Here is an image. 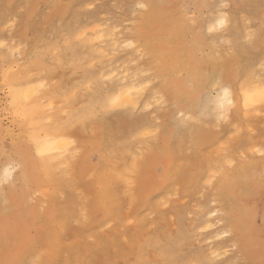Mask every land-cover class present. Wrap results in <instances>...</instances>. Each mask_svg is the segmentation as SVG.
<instances>
[{"label": "rangeland", "instance_id": "rangeland-1", "mask_svg": "<svg viewBox=\"0 0 264 264\" xmlns=\"http://www.w3.org/2000/svg\"><path fill=\"white\" fill-rule=\"evenodd\" d=\"M143 1L67 0L68 8L59 15L57 0H0V43L4 44L0 54L5 55L3 67L10 70L12 61H17L28 68L29 78H41L44 81L40 82L46 84V88L59 90V93H55L58 96L53 97L56 101L52 99L53 103L50 104L67 98L64 102L68 101L78 108L82 102L88 103L95 90L104 91L121 76L126 77L125 83H129L132 76L151 81L136 107L102 110L96 114L93 122L69 124L65 133L75 142L71 149L72 157L81 155L94 140L103 142L104 146L112 141L115 145L109 149L112 160H118V165L123 168L129 167L132 159L143 162L150 150L172 151L170 165L159 171L168 179L167 186L163 192L154 195L140 217L131 214L118 224H101L94 231L74 240L68 232H76L79 208L83 207L93 190L82 182L74 183V177L82 173H74L73 170L72 175H66L63 168L55 169L56 182L48 197L58 209L64 211L62 223L65 222V231L56 232L55 228L46 230L45 256L52 264H160L162 259L168 261L166 264H190L195 257H200L202 264H264V238L263 243L258 245L253 235L244 232L233 245L232 240H228L231 236L224 237L219 242L224 246L221 256L210 254V245L215 239H208L213 231L219 232L222 223L226 222L225 218H231L227 224H232L235 229V226L253 218L257 211H264V104L256 112L233 116L228 123L213 116H206L199 122L184 120L176 103L171 101L169 91L159 89L169 84L151 75V61L142 56L141 47L138 52L125 47L130 38L132 20L146 11L145 7H137ZM209 2L215 4L213 9L233 18L229 26L218 32L227 29L229 39L237 40L236 52L222 44L217 48L226 58L230 55L236 57L231 72L238 81H242L250 69L257 71L258 65H264V0ZM204 12H207L208 18V11ZM93 23L100 24L104 31L112 32L111 40L105 41L108 43L105 52L98 46L96 36L89 31ZM81 29L87 33L84 38L77 39L75 32ZM163 30V26L153 22L148 34L164 36L166 40L163 41L170 49V39ZM211 34L203 35L199 44L204 60H208L206 55L209 59L216 55L214 48L208 46L207 39L212 41ZM68 40L73 41L72 54L66 49ZM117 41L120 46L112 51L110 48ZM31 51L36 57L39 56H32L36 63L28 59ZM109 65L116 68V76L97 79L98 71L101 68L105 70ZM140 70L142 73L137 76ZM166 77L167 74L163 76ZM89 78L97 79L96 88L87 85ZM152 87L156 89L151 91ZM72 92L73 96L70 95ZM68 95L72 96V101H69L71 98ZM64 102L59 104L65 106L68 103ZM3 103L0 96V104ZM148 104L152 107L148 108ZM47 113L51 118L55 117L52 118L54 124L67 123L66 115L50 110ZM206 125L218 136L194 146L190 141V132ZM143 127L152 134L139 136ZM123 149H128L130 153H123ZM86 158L92 170L105 166L94 154ZM251 161L257 163L258 167L248 178H239L236 175L238 168ZM216 168L232 174V190L225 196L218 195L215 190L222 174L209 178L211 170ZM85 177L83 181L92 182L89 175ZM6 185L7 182L1 180L0 189ZM0 205L3 207L5 203L1 202ZM215 211L217 214L213 216L212 212ZM207 212L211 219L219 217L222 223H215L214 220L210 230L201 231L198 225L207 217L203 216ZM30 235H35L34 229ZM154 238L155 242H152ZM225 250H228L227 255ZM38 255L39 251L32 250L19 260V264H27Z\"/></svg>", "mask_w": 264, "mask_h": 264}, {"label": "bare ground", "instance_id": "bare-ground-1", "mask_svg": "<svg viewBox=\"0 0 264 264\" xmlns=\"http://www.w3.org/2000/svg\"><path fill=\"white\" fill-rule=\"evenodd\" d=\"M210 0H144L146 11L142 16L132 20L130 27V38L135 43L134 51L138 52L141 47L142 56L151 61L152 76L163 83L169 84L167 87H161L160 90L169 91L171 101H174L178 110L183 113L184 120L201 121L206 116H213L219 121L230 122L233 116H245L249 112H256L261 105L248 104L246 106V98L249 93L257 92L264 89V65L257 66L259 70L250 69L247 77L242 81H238L232 74V68L235 65L236 57L233 55L224 57L219 53L217 46L225 45L228 50L236 52L237 40L229 39L227 29L223 32L216 31V34L208 32V27L216 23L223 16L226 19L224 27L233 20L229 14L213 9L215 4ZM214 1V0H213ZM223 2V1H222ZM234 2V0H229ZM67 0H57L56 6L58 14L61 15L64 9H67ZM69 4V3H68ZM141 4V3H140ZM34 8V7H33ZM54 9V8H53ZM40 10V9H39ZM208 11V18L206 16ZM212 14V16H210ZM31 18V17H30ZM196 23L193 24L192 20ZM157 22L164 27L165 34L168 35L171 47L167 49L164 43L165 37L152 36L148 34V28L151 23ZM229 26V25H228ZM223 27V28H224ZM76 31V30H75ZM96 36L98 46L102 51L108 46L105 41L111 40L112 32L102 30L100 24L93 23L89 30ZM76 36L84 38L87 33L85 30L75 32ZM75 33H73L75 35ZM72 34V36H73ZM211 34L212 41H208V46L214 48L216 55L208 60L203 59L200 42L203 35ZM255 36V35H254ZM27 37V36H26ZM166 40V39H165ZM168 40V39H167ZM256 40H254L255 42ZM73 41L66 43V49L72 54ZM120 44L117 41L110 48L115 51ZM141 52V51H140ZM5 55L0 54V96L4 101L0 104V182L5 181L7 185L0 189V203L4 202L5 206L0 205V264H19V260L27 256L32 250L39 251L40 255L29 261L27 264H52L45 256L44 239L46 230L55 228L56 232L65 231V222L62 223L64 211L58 209L57 206L48 197V193L56 182L55 169L63 168L66 175H72V171H78L83 174L74 177V183H83L85 186L92 188V194L85 201L83 207L79 209V219L76 226V232L69 231L72 240L82 237L85 233H90L98 228L101 224L111 222H121L128 216L133 214L140 217L152 201L156 193L163 192L166 188L167 178L159 171L170 165L172 151L150 150L146 154L143 162H137L132 159L129 167L123 168L118 165V160H112L109 149L114 148L112 141L104 146L103 142L94 140L88 144L83 153L77 157H72V145L68 146L63 143L64 139L71 138L65 133L66 127L71 123H90L93 122L98 112L102 111L100 107L103 100L108 96L119 95L122 91L127 92L133 86L138 87L140 77L135 79L130 77L129 83H125L126 77L121 76L112 86H108L104 91L95 90V95L87 104L81 103L80 107H74L68 102L65 106H61L62 102L54 103L50 111L55 114H64L67 116L65 125L54 124L50 116L51 126L45 121L36 125L31 124V120L24 122L17 115V108L9 103L10 89H15L19 85L30 86L31 82L40 84L42 79L34 77L29 78L28 68L19 65L17 61H12L10 70L3 67ZM36 54L31 51L28 59L32 63H36ZM39 58V56H37ZM36 57V58H37ZM38 62V61H37ZM111 63L112 59L110 60ZM17 63V64H15ZM115 67L109 65L105 70L102 68L98 71V78L108 77L114 78ZM141 70L136 74L141 75ZM167 74L166 78L163 76ZM39 77V76H38ZM96 80L88 79L87 85L96 88ZM44 81V80H42ZM228 88V100L231 104H225L223 110V119H221V110L218 108L219 98L223 96L221 89L216 87V83ZM44 84V83H43ZM127 86V87H125ZM47 85L44 84V88ZM43 88V89H44ZM46 88L41 91L39 97L40 103L50 104L59 90ZM156 87L150 90L154 91ZM146 90L141 93L132 92L131 99L129 96H121L117 106L112 108H131L136 107L143 97ZM56 93V94H55ZM74 95V92H72ZM159 93V92H158ZM61 94V92H60ZM69 101H72V96ZM58 96V95H56ZM59 99V98H58ZM52 102V103H53ZM64 102V103H65ZM54 104H51L52 106ZM58 104V105H57ZM2 115H6L5 118ZM46 115L44 112H38L39 116ZM6 119V120H5ZM53 125V126H52ZM16 130V131H15ZM147 128L140 130V135L145 133ZM33 134L41 137L50 138L52 151L45 156L36 155L35 147L30 142V136ZM144 135V134H143ZM142 135V136H143ZM218 134L210 129L208 125L205 128H199L190 132V141L194 146L204 144ZM112 142V143H111ZM75 143V142H74ZM69 148L67 153L60 151ZM130 153L128 149H123V153ZM89 154H94L98 159L105 163L102 168L90 169V162L86 158ZM73 159V163L71 161ZM70 163V167H63L64 163ZM257 163L249 162L241 165L236 175L239 178H248L253 169L257 168ZM13 169L17 170L14 174ZM10 176L5 177V171ZM222 171V172H221ZM221 175L220 181L215 185L218 195L225 196L228 191L232 190L231 173H224L223 169L216 168L211 170L209 178L215 175ZM90 176L92 182L83 181V177ZM12 178L11 180H9ZM57 178V177H56ZM211 181V180H210ZM216 212V211H215ZM205 219L201 220L198 225L200 229L210 230L215 223H222L219 217L210 218V213H205ZM222 223L219 232L213 231L208 239L214 238L215 241L210 245V254L214 256L223 255V248L216 236L227 230L231 236L228 240H232L233 245L236 239L240 238L244 232L253 235L255 242L259 245L263 243L264 238V211L259 210L255 216L233 229L232 224ZM211 225V227H209ZM34 229L35 235L31 236L30 231ZM64 233V234H68ZM153 239L152 242H155ZM151 240V239H150ZM44 253V254H42ZM160 264H166L168 261L164 259ZM213 263V261H210ZM190 264H202L200 257H195Z\"/></svg>", "mask_w": 264, "mask_h": 264}, {"label": "snow or ice", "instance_id": "snow-or-ice-1", "mask_svg": "<svg viewBox=\"0 0 264 264\" xmlns=\"http://www.w3.org/2000/svg\"><path fill=\"white\" fill-rule=\"evenodd\" d=\"M89 7H92V5H89ZM138 8H144L145 5L144 4H138L137 5ZM221 7H225V5H221ZM14 23V22H13ZM192 23L195 24L196 21L195 19L192 20ZM226 23V19L221 16L216 23L212 24L211 26L208 27V32L212 33V32H216L220 29H222L224 27ZM9 27L11 25H8ZM77 39H80V37H77ZM249 40L252 39L251 36L248 37ZM4 47L3 43H0V48ZM125 47L128 48H135V43L133 41H129L127 44H125ZM17 51H19L17 49ZM147 75V74H145ZM107 78V77H105ZM151 81L150 80H140L138 81V87L133 86L132 88H129L127 92H121L119 95L116 96H108L106 97L103 102L101 103L100 107L102 108V110L104 111H108L110 108L117 106L118 102L121 99V96H129V98L131 99V93L132 92H136V93H141L144 90L149 88ZM127 87V86H125ZM216 87L221 89V91L223 92V96H221L219 98V103H218V108L221 110V119H223V110L225 108V104H231V100H228L227 97L229 95L228 93V88L222 84H220V82L216 83ZM44 88V84L40 83V84H36L35 82H31L30 86H25V85H19L18 87H16L15 89H10V93L11 95L9 96V103L17 108V112L16 115L23 120L24 122H28L29 120H31V124L36 125L38 123H43V122H47L49 125L52 123L51 118H50V114L47 113L48 109L52 108L51 104H47V103H40L39 101V97L41 96V90ZM157 104L160 103L159 100L156 101ZM246 106L248 104H264V89H260L257 92H251L248 94L247 98H246ZM148 108H151L152 105L148 104L147 105ZM38 112H44L46 113V115L43 116H39V120L37 119V115ZM181 116H183V113H181ZM152 133L150 132H145L144 135H151ZM30 142L34 145L35 147V151H36V155L38 156H45L47 154H49L52 151V147L50 144V138H45V137H41L40 135H36L33 134L32 136H30ZM63 143L65 145H72L74 144L73 140L70 139H64ZM60 151H63L65 153H67L69 151V148H64L61 149ZM264 154V153H262ZM75 155V154H74ZM63 167L68 168L70 167V161L67 163L63 164ZM15 169H13L14 171ZM10 174L9 172L6 170L5 171V177H9ZM209 183H211V181H209ZM217 213L216 212H212V215L215 216ZM209 227H211V225H209ZM201 231H204V229L202 228ZM230 233L227 230H224L222 233L218 234L216 236V239H221L222 237H227L229 236ZM227 251L225 250V255H227ZM32 264H35V261L32 262Z\"/></svg>", "mask_w": 264, "mask_h": 264}]
</instances>
